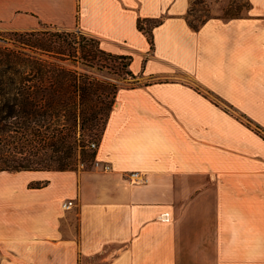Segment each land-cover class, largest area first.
<instances>
[{
  "label": "crops",
  "instance_id": "crops-1",
  "mask_svg": "<svg viewBox=\"0 0 264 264\" xmlns=\"http://www.w3.org/2000/svg\"><path fill=\"white\" fill-rule=\"evenodd\" d=\"M248 1L194 27L191 0H0L5 27L79 28L137 75L95 151L109 170H0V264H182L207 222L214 264H264V0ZM160 16L151 48L137 21Z\"/></svg>",
  "mask_w": 264,
  "mask_h": 264
},
{
  "label": "trees",
  "instance_id": "trees-1",
  "mask_svg": "<svg viewBox=\"0 0 264 264\" xmlns=\"http://www.w3.org/2000/svg\"><path fill=\"white\" fill-rule=\"evenodd\" d=\"M192 9L193 2L188 13ZM162 21L138 18L151 48ZM48 25L55 29L14 30L5 39L12 46L0 43V170L74 169L77 155L102 137L123 86L98 73L111 67L137 76L132 55L108 51L84 32Z\"/></svg>",
  "mask_w": 264,
  "mask_h": 264
},
{
  "label": "rangeland",
  "instance_id": "rangeland-1",
  "mask_svg": "<svg viewBox=\"0 0 264 264\" xmlns=\"http://www.w3.org/2000/svg\"><path fill=\"white\" fill-rule=\"evenodd\" d=\"M191 1L193 2V9L190 13H188V18L191 22L197 25L200 24L203 21V19H205L209 15L216 13H219L224 16L243 14L246 12L247 7L249 6L248 0H191ZM48 24L49 23L41 22L37 29H45V28L55 29L54 26ZM14 30L16 29H10L5 27L3 24H0V43L12 46L13 45L12 42H8L5 39L9 40V38L13 36L12 32ZM72 30L82 32L79 28H74ZM76 66L80 67L79 64H77ZM109 69L111 71H108ZM120 72L121 73L118 74L117 72H114V69H112L111 67L110 68L107 67L103 70V73L99 72L98 74L103 77H108L111 80H114L122 85H130V84L132 85L136 83L135 82L136 80H134L135 77H131L127 75L124 76V72L123 71ZM243 118L245 119V117ZM251 124L255 126V124L253 123ZM262 132L264 133V131ZM92 140H99V139L94 137ZM93 152L94 151L89 146H87L85 151H83L81 154L79 153L77 155L76 162L73 165L74 169L88 170V169L98 168V166L95 165L96 158ZM200 226H204L206 230L205 231L204 228H201L204 230V235L206 237L205 241L206 244H208V246L200 247L198 249L200 251L199 254L188 253L183 255L182 264H214V255L212 253L214 248L212 246V243L210 242L211 224L207 222L205 224H201ZM190 248L197 249L196 247H190Z\"/></svg>",
  "mask_w": 264,
  "mask_h": 264
},
{
  "label": "built area",
  "instance_id": "built-area-1",
  "mask_svg": "<svg viewBox=\"0 0 264 264\" xmlns=\"http://www.w3.org/2000/svg\"><path fill=\"white\" fill-rule=\"evenodd\" d=\"M99 140H92L89 142V147L93 150L96 151L98 148ZM95 165L100 167L102 170L106 171L111 168L110 164L108 163H101L98 159H95ZM134 174H137V172H134ZM137 176V175H135ZM74 204V198H67L62 201V207L64 209L70 208Z\"/></svg>",
  "mask_w": 264,
  "mask_h": 264
}]
</instances>
